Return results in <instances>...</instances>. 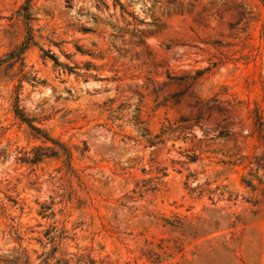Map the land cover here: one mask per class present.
Instances as JSON below:
<instances>
[{
  "label": "rangeland",
  "instance_id": "1",
  "mask_svg": "<svg viewBox=\"0 0 264 264\" xmlns=\"http://www.w3.org/2000/svg\"><path fill=\"white\" fill-rule=\"evenodd\" d=\"M26 1L0 0V264H264V0Z\"/></svg>",
  "mask_w": 264,
  "mask_h": 264
},
{
  "label": "trees",
  "instance_id": "2",
  "mask_svg": "<svg viewBox=\"0 0 264 264\" xmlns=\"http://www.w3.org/2000/svg\"><path fill=\"white\" fill-rule=\"evenodd\" d=\"M26 2L27 4H29L30 0H27ZM95 2H96V9L99 13H101L102 11H106V12L109 11V6L106 5L104 0H95ZM111 2H112V10L115 12L116 8L118 7L122 19L124 15L132 16L130 15L131 13H128L124 9V7L119 3L118 0H111ZM180 6H182V3H177V6L175 8ZM113 16L114 15H109V18H112ZM113 29H116V27H114ZM54 62L55 64H58L56 61ZM14 115L21 122L26 123L29 126L30 130H32L36 135L44 138L46 141L49 140L42 135V131L40 129L33 127L31 125V121L26 119L23 114L19 113L18 109H16V111L14 112ZM68 159L69 158L67 157V160ZM246 185L247 187L252 188L250 183H246ZM38 259H41L40 264H111L104 259L95 257L91 251H87L86 249L84 250L78 249L74 253H69L67 251L60 252L57 250L56 247H53L52 250L49 251L48 253L38 256Z\"/></svg>",
  "mask_w": 264,
  "mask_h": 264
}]
</instances>
